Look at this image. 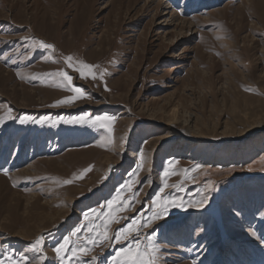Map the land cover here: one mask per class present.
Segmentation results:
<instances>
[{
    "label": "rangeland",
    "instance_id": "rangeland-1",
    "mask_svg": "<svg viewBox=\"0 0 264 264\" xmlns=\"http://www.w3.org/2000/svg\"><path fill=\"white\" fill-rule=\"evenodd\" d=\"M68 55L97 78H80ZM60 71L85 95L55 105L76 95ZM5 168L0 264H67L56 247L73 231L83 240L85 213L118 194L135 203L114 213L110 236L123 217L159 211L154 201L184 202L139 229L142 246L156 230L160 264H264V0H0ZM209 181L207 205L188 208ZM42 234L43 261L31 248ZM123 243L71 264H113Z\"/></svg>",
    "mask_w": 264,
    "mask_h": 264
},
{
    "label": "snow or ice",
    "instance_id": "snow-or-ice-1",
    "mask_svg": "<svg viewBox=\"0 0 264 264\" xmlns=\"http://www.w3.org/2000/svg\"><path fill=\"white\" fill-rule=\"evenodd\" d=\"M26 39V38H25ZM38 47L46 49V50H54V45L45 43L44 41L38 42ZM67 64L68 68L74 69L80 78H88L92 79L97 78V66L88 64L82 60H77L74 62V58L71 55H68L63 58ZM60 77L63 78V81L66 84V87L75 92V96L65 97L61 100L55 102V105L71 103L75 99L84 96L85 92L81 87L73 85V77L69 75L67 71H60L56 73ZM100 77H103V73H100ZM109 117L98 115L94 118L96 123H100L102 126H107L104 122L107 121ZM21 123H25L24 119H21ZM73 123H88L87 114L81 115L77 120L72 121ZM198 167V166H197ZM5 173L8 172V169H0ZM85 172L88 169L84 170ZM188 171V170H185ZM195 171V169H192ZM169 172L167 170L164 171L163 175L165 177L169 176ZM134 175V174H133ZM64 183H71L70 180H65ZM131 188V183H127L122 186L123 188ZM167 187V184L165 185ZM215 190L214 183L209 181L204 189L200 192V199L197 201H191L187 204L188 208H196L203 209L208 201L211 193ZM161 192L164 191V188L160 189ZM135 194H133L134 196ZM135 203L134 198L129 201L126 198L121 197L119 194L114 199L107 200L101 209H90L85 215L84 219L88 222L85 226L87 228V236L80 240L77 235V231H73L72 235L77 236L76 241L70 240L69 237H65L62 243L56 247L55 251L57 256L61 258L62 261H67V264H71L72 260L78 256V254H87V249L90 248L91 245L103 243L104 241H110L115 239L117 242L123 241V245L116 251L115 255L111 257L113 264H160V252L161 249L158 245L153 242L152 234L155 233V229H151V233L147 239V243L142 246L141 233L139 231L142 227H149L154 221L159 220L161 218H166L168 214H170L169 205L173 208H185V204L183 201H178L177 199H163L154 201L150 206L151 208H159V211L153 212V214L146 219L142 218L138 220L136 217H123L130 221L126 226L116 230L111 236L107 230L108 224H110L114 219V213L117 211H123L127 208H131ZM103 208H106L107 211H103ZM186 210V209H185ZM94 220H101L102 225H93ZM103 228L102 231H98L97 229ZM44 241V235L42 234L38 237L32 244V250L37 253H41L40 260L43 261L45 259L42 250V244ZM72 245L70 248L69 245ZM28 261V257L26 255H22L19 260L9 258V264H26Z\"/></svg>",
    "mask_w": 264,
    "mask_h": 264
},
{
    "label": "bare ground",
    "instance_id": "bare-ground-1",
    "mask_svg": "<svg viewBox=\"0 0 264 264\" xmlns=\"http://www.w3.org/2000/svg\"><path fill=\"white\" fill-rule=\"evenodd\" d=\"M169 3H170V2H169ZM166 8H168V7H166ZM216 258L218 259V258H219V256H217Z\"/></svg>",
    "mask_w": 264,
    "mask_h": 264
}]
</instances>
